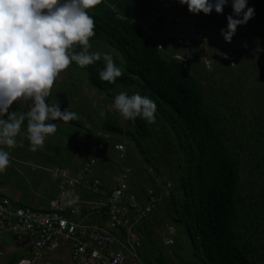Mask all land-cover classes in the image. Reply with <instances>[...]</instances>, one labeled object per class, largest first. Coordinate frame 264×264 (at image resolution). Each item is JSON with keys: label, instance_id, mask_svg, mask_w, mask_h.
<instances>
[{"label": "trees", "instance_id": "obj_1", "mask_svg": "<svg viewBox=\"0 0 264 264\" xmlns=\"http://www.w3.org/2000/svg\"><path fill=\"white\" fill-rule=\"evenodd\" d=\"M176 1L161 15L162 10L156 0H101L100 4L88 10L95 21V35L89 42L114 53L121 61L123 74L114 83H108L99 78V71L104 67L103 59L83 68L75 62L71 64L82 72L79 83L84 82L94 93L111 97V93L121 87L123 92L132 90L152 99L157 105L155 122L148 123L139 117L134 122L123 118V125L119 126L114 116L105 114L93 129L83 128L78 120L70 122V125L83 130V137L88 139L92 138V131L101 132L108 138L93 137V141L97 140L108 151L113 150L114 144L125 140L138 156L136 159L127 151L124 164L130 165L133 177L143 175L147 188L153 190L156 196L159 193L156 184H164L160 170H167L169 161H174V169L166 177L172 186L161 197L158 211L160 218L167 220L170 226L181 228L188 242L187 264H264V107L247 124L239 121L242 100L237 99L233 106L230 102L231 94L239 95L241 92V84L236 77L224 86L219 81L217 92L212 95L210 86L214 83L205 90L190 63L183 65L174 58L177 56L174 42L160 36L156 39L157 34L165 32L164 26L168 24L163 25L165 15H190L183 11L175 13ZM232 2L227 0L221 13L212 10L222 15L216 23L227 26L230 15L234 19H242L243 13L234 15ZM248 7L254 9V15L244 24L252 31L257 26L263 29L264 0H247L245 11ZM151 21L154 24L152 33L145 30L150 27ZM255 32L254 40L250 42L254 49L264 44V33ZM259 34L263 35L262 39L258 38ZM74 50L80 51L81 46H74ZM223 74L225 71L219 79ZM257 79L261 80L260 91L264 90V74ZM75 93H71L68 99L76 98ZM14 107L21 111V107ZM22 127L26 128V121ZM114 137L118 140L111 139ZM150 138L152 146L145 141ZM21 147L17 144L14 148L19 150ZM0 148L7 146L0 145ZM70 148L57 145L52 149L54 153L50 151V156L48 152L43 160L38 161L44 162L41 164L43 167L45 163H55L76 173L78 168L75 169L69 157L73 152ZM77 150L88 152L91 148L86 150L82 146ZM61 152L63 155L59 154ZM90 155L96 156V153ZM98 157L96 174H99L100 168H107L112 160L106 151ZM245 161L251 166L248 176L254 183L252 186L241 180ZM15 177L1 180L0 187L6 185L10 191L21 193L14 201L19 208H28L25 200L29 197V190L33 192L46 181L50 182L47 175L31 170L24 176L15 174ZM53 191V186L42 188L38 204L29 209L45 210L47 201L54 197ZM141 191L138 186L135 194ZM3 195L0 192V200L7 199ZM158 225L159 220L150 215L148 220L136 227L142 239L139 256L143 264H167L152 241L151 226ZM152 245L157 253L151 251ZM27 252V249L13 252L3 264H13Z\"/></svg>", "mask_w": 264, "mask_h": 264}, {"label": "rangeland", "instance_id": "obj_2", "mask_svg": "<svg viewBox=\"0 0 264 264\" xmlns=\"http://www.w3.org/2000/svg\"><path fill=\"white\" fill-rule=\"evenodd\" d=\"M155 1V0H154ZM162 0H156L157 6L162 10L159 14H163L165 8L167 7V3L161 2ZM159 4V5H158ZM175 6L177 8L174 9V12H181L190 14L193 16L195 20V30L196 32H191L189 38L191 40L184 42V43H177L173 44L175 54L174 58L182 59L181 63L187 65V62L190 63L191 68L196 72L199 81L202 83V87L207 90V87L211 85V94L215 95L217 92L216 85H218L219 81L223 82L224 84L228 80H234L236 77L239 81L238 83L241 84L240 86V94H231L233 95L230 99L232 102V106L235 105L237 99L242 100V105L239 108L240 114L242 113V117L239 121H243L244 123H248L251 120L254 114H260L264 107V90L260 91V82L261 80L257 79V76L260 74H264V44L261 46H257L255 49L251 47L250 42L254 40L255 31H262L264 33V27L261 29L260 27H255V31H252L245 24H241L237 26V30L233 35L231 42H226L221 35V29H227V26H223L222 24L216 23L218 19L222 18V15L216 14L211 11L209 14H204L200 12L198 14L190 13L187 9L186 4H180L179 0L175 2ZM152 16V13H151ZM154 21V20H153ZM151 21L150 27H146L145 30L147 32L152 33V27L154 24ZM167 22L166 15L163 18V25ZM165 27V26H164ZM147 33V34H150ZM167 32L163 34H157L156 39H159V36L162 39H169L166 36ZM263 35L259 34L258 38L262 39ZM170 40V39H169ZM263 43V41H261ZM91 47L89 49L90 52H99L103 54H109L112 56L113 61L117 66L121 65V61L119 58L116 57L114 53L103 46H96L93 43H90ZM98 49V50H97ZM225 55L227 58H225ZM178 59V60H179ZM184 61L186 63H184ZM222 71H225V75L222 74ZM238 76V77H237ZM255 76V78H254ZM80 77H82V72L77 69L75 66H69L66 70L61 72L57 79L54 82L53 88L51 90V94L47 99L49 104L59 102V106L61 111L68 109L72 112H75L77 115L79 114L78 122L81 124L83 128L86 129H93L95 124H100V112L103 110L105 114L114 116L116 118L117 124L119 126L123 125V117L119 114L118 111L115 110L113 107L114 98L119 93L123 92L121 87H117L114 92L111 93V97H106L103 94L94 93L92 90L88 89L84 82L79 83ZM210 79V80H208ZM219 79V80H218ZM264 86V85H263ZM225 89V87L223 88ZM75 93L76 98L68 99V97L73 92ZM206 93V91H204ZM63 93V94H62ZM129 95L134 94L132 90H127ZM219 94V93H217ZM65 96L66 98L62 97ZM207 95V93H206ZM223 96V95H222ZM14 106L21 107V111L18 112ZM24 112L28 111V105L24 102H15L11 105L8 109L9 113H15L17 116L24 114ZM7 119V116L0 117ZM69 121L67 123L63 121H49L50 123H55L57 125V131L55 134L48 136L45 140V145L52 146L49 147H42L39 148L37 151L30 150V142L27 138V131L25 127H21V131L19 135L16 137L17 144L23 145L21 149L17 150V148H4L5 151H8L10 154V165L6 168L5 171L0 172V181L7 178V179H14L15 174H19L24 176L27 172L37 171L40 174H45L40 170L32 169L34 167H43L44 162H39L38 160H43L44 156L50 151L54 153V148L57 145L62 144L66 147H71L70 149L73 150L71 152L72 156H69L73 163L75 169L79 168L81 164L86 161L88 158H95L98 159L100 153L102 152H109L112 156L111 163L108 164L107 168L99 169V174L97 176L104 181H110L111 178L118 173L121 169L128 167L130 174V187L132 185L133 194L137 198L138 201H141L144 197V192L147 189L145 184L144 176L140 177L138 175L132 176V171L130 169V165L124 164V159L126 157L127 151L137 159L136 150L132 148L130 145L126 143L125 140H121L118 144L114 145H121L122 146V153L121 158H119V154L114 153L113 151H108L101 143L97 140L93 141L94 138H101L106 139L108 137L103 136L99 131H92L93 136L92 138L88 139V137H83V130L76 129L75 126H71ZM99 126V125H98ZM70 135V136H68ZM94 137V138H93ZM111 139H117L116 137ZM118 140V139H117ZM147 143L152 146V139H146ZM56 144V145H55ZM54 145V146H53ZM97 145L102 146V151L97 149ZM84 147L86 150L91 148V151L88 152H78L77 149L80 147ZM75 148V149H74ZM88 148V149H87ZM21 150L24 152H21ZM56 150V149H55ZM28 153L26 154V152ZM42 151V153H40ZM37 154H34V153ZM56 152H58L56 150ZM92 152L96 153V156L90 155ZM40 153V154H39ZM63 155L62 152L59 153ZM57 153L56 155L59 156ZM66 154V153H65ZM70 155V154H69ZM36 158V159H34ZM38 161V162H37ZM245 168L241 172V180L252 186L254 183L252 179L248 176V170L251 168L250 163L245 161ZM55 164V163H53ZM98 164V163H97ZM137 164V163H136ZM41 165V166H40ZM49 163H45V167H47ZM174 161L171 159L169 161V167L166 170H160L161 173V182L164 184L161 186L170 185V187L166 190L162 191V197L171 189L172 184L167 181L166 177L167 174L171 173L174 169ZM65 167V166H63ZM67 168V167H66ZM68 170H70L68 168ZM71 171V170H70ZM42 172V173H41ZM75 173V172H72ZM46 175V174H45ZM96 175V173H95ZM43 185L39 186L35 191H28L29 197L26 198V205L28 207L34 208L41 197V190L42 188H47L51 183L46 181ZM157 186L160 184H156ZM140 186L142 191L139 194H135L136 187ZM0 192L6 195L7 198L11 201H16L15 197L18 192H11L6 186L0 187ZM54 194V191H53ZM256 198V197H255ZM144 201V200H142ZM160 202L156 205L155 209L153 210L152 214L156 219L159 220L158 227L151 226V230L153 231L152 241L154 245L160 249L162 257L166 261L167 264H187L188 261V242L185 238L181 228L178 226L177 228L170 226L167 223V220L160 218V212L158 211V207ZM151 224V223H150ZM172 227L174 233L171 237L172 244L169 246L163 245V240L166 237V228ZM142 240V239H141ZM175 241V242H174ZM0 264H3L4 260L7 256L19 249H27L26 255H34L35 252L25 248L26 245L23 244V241H16L11 236L7 235H0ZM156 247L153 245L150 247L151 251L157 253ZM141 250V249H140ZM140 252V251H139ZM264 252V251H263ZM24 255V254H23ZM264 258V257H263ZM40 264L46 262L48 264H70L68 257L64 254H61L59 251L50 253L46 255L43 259H40Z\"/></svg>", "mask_w": 264, "mask_h": 264}, {"label": "clouds", "instance_id": "obj_3", "mask_svg": "<svg viewBox=\"0 0 264 264\" xmlns=\"http://www.w3.org/2000/svg\"><path fill=\"white\" fill-rule=\"evenodd\" d=\"M100 3L101 0H0V117L7 116L0 118V145L16 147V137L26 121L30 150L37 151L57 131V125L49 121L67 123L79 119L75 112L61 111L59 102L49 104L46 99L59 74L73 62L83 68L103 59L100 80L114 83L122 76L123 68L114 63L111 55L89 51L95 21L88 10ZM179 3L186 4L190 13L209 14L213 9L221 13L227 0ZM246 3L247 0H233L234 15L243 16L227 17V29H221L226 42H231L238 25L253 17L254 9L248 7L245 11ZM76 45L81 46L80 51L74 50ZM18 101L28 105V111L19 116L8 112ZM113 107L126 120L134 122L139 117L155 122L156 103L139 93H119ZM100 115L103 118L105 112L101 110ZM9 165V152L0 148V172Z\"/></svg>", "mask_w": 264, "mask_h": 264}, {"label": "built area", "instance_id": "obj_4", "mask_svg": "<svg viewBox=\"0 0 264 264\" xmlns=\"http://www.w3.org/2000/svg\"><path fill=\"white\" fill-rule=\"evenodd\" d=\"M165 1L166 8L174 3L161 2ZM166 19L164 30L172 42L190 40V33L195 32L190 15ZM97 149L102 151V146L97 145ZM112 151L122 157L121 145H114ZM96 164L95 158H89L76 173L58 166L31 167L44 172L54 187V197L43 211L16 207L9 199L0 200V235L23 241L25 248L35 252L13 264H40L37 254L60 248L66 249L70 264H143L136 227L148 220L169 185H158V196L147 188L144 201H138L131 191L128 167L102 182L95 175ZM173 233L172 227L166 228L164 246L172 244Z\"/></svg>", "mask_w": 264, "mask_h": 264}, {"label": "crops", "instance_id": "obj_5", "mask_svg": "<svg viewBox=\"0 0 264 264\" xmlns=\"http://www.w3.org/2000/svg\"><path fill=\"white\" fill-rule=\"evenodd\" d=\"M22 154H24V152L22 153ZM33 166H35V165H33ZM41 166V165H40ZM48 166H56L55 164L54 165H51V164H49ZM102 181V180H101ZM6 186V185H5ZM50 187H52V184H51V186L49 185L48 186V188H50ZM11 192H13L12 190H11ZM15 192H18V194L16 195V197H15V199L16 200H18V198L20 197V195H21V193L19 192V191H16L15 190ZM3 196H5V197H7L6 195H3ZM28 207V206H27ZM28 208H31V207H28ZM1 246V245H0ZM1 248H4L3 246H1ZM21 249H19V250H17V251H20ZM17 251H15V252H17ZM61 254H64V255H66L67 256V252H66V249H64V248H60L59 250H58ZM50 253H39V254H37V258L40 260V259H43L46 255H49ZM68 257V256H67ZM70 263V262H69Z\"/></svg>", "mask_w": 264, "mask_h": 264}]
</instances>
